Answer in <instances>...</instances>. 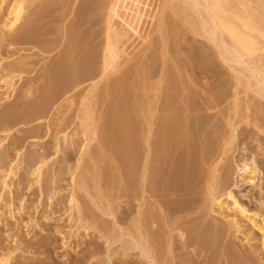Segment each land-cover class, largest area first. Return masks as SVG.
<instances>
[{"label": "bare ground", "instance_id": "obj_1", "mask_svg": "<svg viewBox=\"0 0 264 264\" xmlns=\"http://www.w3.org/2000/svg\"><path fill=\"white\" fill-rule=\"evenodd\" d=\"M55 1H63V0H0V14H1L0 16H2V19H0L1 21L0 22V108L4 112V115L0 116V132L4 133V136L0 139V146L2 145L1 142H3V140L7 138V136L9 135L10 131H12L14 125H16L18 122L27 124L35 120L40 121V119H42L47 114L48 108L52 106L54 101L55 100L57 101V98L65 95V98L63 99L65 102L59 103L60 104L58 105L59 108L57 109L58 107L57 106L54 109L55 116L54 117L52 116L50 118L48 122V126H46L47 127L46 130L50 131V134L49 132L48 134H49V139L52 140V146L56 147V151H55L56 153L58 152V150L59 151L61 150L60 145L64 143L62 153L65 157L64 159L61 158L64 161L63 162L64 166H60V167L57 166L59 167V170L57 171L58 175H55L57 181H59L60 177L63 180L65 178L64 175L67 173L70 176L71 180L73 179L75 180L74 168L76 169L79 167V164L81 165L84 163L81 161L84 157L83 156L84 154H88V156H90L94 162L90 164L91 165L93 164L92 166L93 167L95 166V168L89 167L88 162L87 161L85 162L87 163L88 170L91 168L89 172H91L92 168L96 169L95 172L99 174L98 176L100 177L102 176L103 178L102 177L101 178L103 180L105 178V180L108 181V183L106 184H109V181H111L112 178H115V176H113V174L110 173L111 170L114 168L111 169V167H113L112 165L113 163L111 164L112 166L111 165L108 166L107 163L108 158H110L112 162L114 163L116 162V164H114V167L116 168L118 174L121 175L118 177L119 179L123 180L125 174H126L125 177H127L128 174L127 172L129 170L131 171L130 172L131 175L137 176V174L135 173H139L140 166L137 164L141 162L140 159L143 158L142 152L144 150L146 151V149L148 151L151 150L152 152V155H150L151 157L150 161L148 159V162L150 163L152 162V164H150L151 166L148 164V166L151 167L148 170L152 169L150 171L152 172V174H150L148 171L149 173L148 175H151L152 177L150 179L151 180L150 190L152 191L151 194H154L155 192L154 194L155 212L152 208L151 210H148V208L146 207L147 210L145 214L143 213V215L141 216L137 213L139 216L136 218L134 217L133 224L131 225L129 224L126 228H124V231L127 234L135 235L137 237L138 242L135 245L133 244L132 247H128V245L122 243L121 246L119 247V249L122 250L121 253L122 258L123 257L126 258L128 256L127 250L133 248H141L140 254L143 256L142 247H139V245H141L147 247L151 251L152 256H154L155 263L166 264L164 259L162 258V255L165 252L166 253L171 252L172 247L175 245L174 244L175 241L177 240L181 241L179 243H182L181 247L185 249L186 244L184 238H185V234L187 233V231L185 233V230L187 229V227H189L188 225H190L189 224L190 221L185 222L186 220L182 221L183 219L181 220V218H183L184 216V219H188V220L190 219L188 218L189 217L188 215L193 214L192 210L195 207L194 205L197 202H199V198H200L201 199L200 205L195 207V208L198 207L197 213L199 215L198 214L197 215L202 217L203 220L206 219L207 217H210V219L212 220L211 223H213L212 225H214L213 228L214 227L216 228L214 229L216 230L215 233L219 230L218 228L221 226L222 228L220 229L222 231L220 232H222V236H226L230 228L233 227L235 231L242 232L244 238L246 239V242L254 241V240L259 242V244L256 243L258 245L251 243L250 253L256 258L259 264H264V208L262 209H255L253 207L250 208V205L248 207L237 197V195L229 188L228 186L229 184L227 183V180L225 178L226 177L225 175H227L228 171L226 173L219 172L220 170L223 171V162L221 161L222 164L218 166L220 159L218 161L216 160L221 151L220 150L219 152L217 151L218 155L214 156L216 154L215 152L216 150L214 149L216 145L214 147L209 142L210 140L208 142L207 140L206 142H203V140H205L204 138H206L205 136L207 135L206 134L207 131L203 132L202 129L203 128L205 129V126L207 124L206 122L208 119H210L204 112L206 110L205 107V105H207L206 103H210L208 102L209 100L205 103V100H203L204 97L202 98V96L204 95L201 96L200 89H197L200 90L199 91L200 93L194 90L196 94H193L194 92L192 93L190 92L192 94L190 96V94L188 93L189 90L186 88V92L185 90L184 92L188 93L189 96L186 94L181 95V91L176 86L178 84H173L172 80L167 82L166 80L163 79L165 82L163 86H161V82H155V85H153V83L150 82L153 77L152 76L153 74L151 75L150 73H152V71H156V69L154 68H153L154 70H150L151 72L149 74L144 73V71L146 70L140 71L139 69H134V71H132V74H134L133 75L134 79L131 81L129 80V78H131L130 77L131 73H129L127 69L129 66L126 65L127 68L126 67L125 68L127 70L121 69L122 71L121 70L118 71L117 68H115V67H119L116 66L115 63H117L116 61L118 60V58H120L121 55H123L121 53H123L128 46H131L134 43L133 42L134 40L139 39V38L136 39V37L140 36L141 38L140 34L142 32V24H144L146 17L148 16L147 15V13L149 12L148 9L153 8L151 7L152 6L151 1L133 0L134 6L132 7L131 10L132 13L129 14L125 9H123L124 7L123 5L126 2V0H86V5L78 8V9L83 8L82 11L84 12L86 18L83 16L81 17L80 15L77 18V13H76L77 10L76 11L72 10V5H71L72 3L71 1H69L65 5V8L61 11L60 17L54 18L56 16L53 15V12H55L54 10L57 8H53L52 6L54 5ZM188 1H190L189 6L197 14L199 21V27L197 30L194 31V34L207 40V42L213 43L212 45H214L215 48L213 49V51L215 50L222 60L230 61L239 66L244 65L246 69H249L250 71L249 77L254 79L255 84L249 83L247 89L252 90L253 92H255V94H257L261 98H264V63L260 62L261 56H264L262 55L264 53L259 54V52L257 51L258 47H259L258 49L264 50V48H262V46L264 45L260 47L259 46L260 43L259 41L257 42L255 37L256 33H258L260 37L264 38V30H261L255 25L252 27L248 25H244V26L238 25L237 22L234 21L235 15L232 16L233 15L232 13L231 14L228 13L229 8L226 5H224L223 3L224 0H188ZM55 5L56 6L59 5V7L60 5L62 6V4H55ZM234 8L235 7H232V9ZM60 9L61 8H58V10ZM71 11L76 13L74 15H76V18L78 20L75 23H73L74 21H71L72 23L71 24L69 23L68 26L67 24L68 21L66 22V19L71 14ZM154 12L155 9L152 11V14L150 13L151 15L148 17L152 19L154 16L153 14H155ZM137 13H139V15L141 14L140 15L141 17L138 16ZM137 16L139 18L136 21ZM236 19H238L237 16ZM238 20L241 22L240 19ZM165 21L166 20L158 18L157 30L161 34L165 33V26L167 25V24L165 25ZM98 24H102L104 27L102 38H98V36L100 35L98 31L95 32L96 30L94 31V29H91L93 26ZM125 26L127 27L125 28ZM84 27H86V29H84ZM124 29H126V31H124ZM253 32L255 33L253 34ZM178 34H179L178 40H180V42L185 44L188 40L187 33L185 31H180ZM225 36L228 37V41L225 39ZM128 37H130L129 40H127ZM125 39L127 41H125ZM168 42L170 43V40ZM2 43L4 44L6 43L7 47H11L16 44L26 43L28 47H20V48L17 47L16 49H14L13 47L12 48L13 50L11 49L12 51L11 50L4 51L5 54L3 56L2 55L3 53H1L3 52L1 51L3 45ZM254 45H255V50H254L255 52L252 51ZM21 48L28 51L33 48H36L38 53L50 54L51 52H55L57 54V57H55L54 59L49 58L48 60L49 62L51 60L52 61L49 63V67L46 66V68H48L47 78L45 77L46 73L45 75H43L45 77V78L43 77L44 80L46 81L47 79V83L45 82L47 85H44L46 87H44L42 83L41 86L40 84L36 83V81L41 77L38 76L37 78V76H32V77L27 76L28 74L32 73L34 70L37 69L36 64H38V62L41 59L42 60L44 59L45 57L43 56L44 54L41 55V57L39 56L40 58L38 60L35 59L37 57L36 56L37 54L35 53L37 52L34 53L26 52L24 54L22 53V55L21 54L17 55V53ZM133 50L134 48L132 49V51ZM31 57L34 59V61H32L33 59L30 60ZM46 65H48V62L46 63ZM179 69L181 68L179 67ZM169 73L168 74L165 73V75L166 74L169 75ZM172 73L174 74V72ZM217 73L220 72L218 71ZM221 74L223 73L221 72ZM219 75L220 74H218L217 76ZM111 76L112 78L109 80L108 78ZM88 79L91 80L92 85L87 90L85 89L86 91L83 94V96L80 98V104L78 105L77 112L75 114V118L79 122V128L78 129L76 128L77 130L74 131L70 136H68V132L66 133V131L64 132V130L67 129L71 124V114L73 112V108L76 102L74 96H66V95L72 94L75 96H80V94H82V92L84 91L81 88V86H83L81 83H85L86 80L90 81ZM200 79L201 78H199V80ZM168 80H170V78ZM101 82L105 83L104 89L107 97L110 98L111 96H113V98L111 97L113 103L111 104V106L112 105L113 106L111 107L110 104L107 103L105 108L106 111L104 110L105 112L102 114V118L100 120L101 127H99V129L101 128V130L99 131L97 130V132L102 133L101 134L102 141L100 140L101 142L99 144L98 142H96L97 145L94 142L95 145L94 149H96L97 146V150L93 153V151L91 152L90 148L93 146L94 139L95 138L97 139V137H95V134L97 133L96 132L97 127H94L95 122L92 118L96 107L95 105H97L98 103L96 104L95 101L92 103L91 100L93 97L92 95L93 90ZM183 83H185V81ZM192 83L190 85L194 84ZM197 84L198 83H196V88H197ZM42 86L43 88H41ZM79 86L81 89L79 88ZM45 88L46 91H44ZM34 91L36 92L35 94L33 93ZM191 91H193V88L191 89ZM31 96L32 98L30 99ZM13 97L19 98V102L16 98V101L18 102L16 103V105H14L15 103L10 102L11 98ZM35 100L38 101V104L43 103V105L39 108V110L37 108L36 110L34 109L32 110L31 108L33 106L29 108V106L33 104V101ZM152 101H155V108L152 107L151 109H153V111H151V113H148V115L147 114L145 115V113H143V111H145L143 110L145 108V102H152ZM18 107H20L19 110ZM15 109L17 111H15ZM30 109L31 111L28 112ZM13 111H15V113H19V115L15 114L16 117H14L15 115L13 114L10 115L9 113ZM153 114L155 115V131L152 130L150 131L151 128H148L149 131L147 132V135L145 134V139H144L143 129L145 128L143 127V125L146 123L145 124L146 127L154 126L151 125V123L153 122L151 123L149 122V119L152 117ZM143 115H145L144 118L146 117V119H143L144 121L142 125ZM246 124H248L247 121ZM240 125L241 124H239L238 126L240 127ZM35 126L36 127L33 133L30 134V136L32 137V135L34 134L33 135L34 137L35 136L40 137L39 131H41V125L39 124ZM236 127L237 126H232L230 128L231 136L227 138V140L228 139L229 140L228 141L226 140L225 146L229 144L231 137H232L231 139H234L235 136L234 130L236 129ZM26 131L29 132L27 129ZM26 131L23 130V132H25L24 134L22 131L20 132L23 135L19 137L17 141L14 140L13 142L10 141L14 144L13 146L5 147L7 148L5 150V155L4 152L3 155L0 154L1 155L0 173L3 174L2 175L3 179L1 180V188L3 189V191L0 192V203H2V201L4 200L3 198L4 189L9 186L7 183L8 182L7 179H11L15 177L17 171L20 169V164H22L19 161L22 157L18 156L20 159L16 158L15 161L13 157L10 156L8 157L9 151L7 150L10 149L12 151L14 150L16 151L17 154V150L19 149L17 148L16 150V146H18L19 144L21 145L22 139H23L22 142H24V139L30 137L26 134L27 133ZM61 132L64 133H62V135L58 137V135ZM208 133H210L209 130ZM225 135L226 134H223L222 137L225 138L226 137ZM15 137H17V135ZM15 137L13 138L16 140ZM141 138L145 140L144 142L146 143L149 142L146 144L147 146L143 145L146 148L142 147L141 149V145L145 144L143 142L141 143ZM58 139L60 140L58 141ZM212 139L213 137H211V140ZM218 139L216 138V140ZM225 139H223V141ZM214 140L215 139H213V141ZM69 141H70L69 143L70 145L68 144ZM97 141H99V139H97ZM46 142H48V139L46 140ZM40 144H42V142H40ZM214 144H216V142ZM70 147H72L71 148L72 151L74 150V152H79V156L77 155L76 162H74L73 164H70V160L72 157L71 155L72 153L69 152ZM219 148H217V150ZM257 148H259L262 151V153H264V147H261V145L258 143H257ZM230 149L231 147L229 148V151ZM26 150L32 152L30 153L29 151H27L29 152L28 155L24 151L25 154L30 157H28V159L25 161L24 159L22 160L23 162L22 165L32 175L30 182L29 183L27 182V184L29 187H31L34 184L36 186L40 185L39 183L41 181V178L43 177L42 176L44 170L43 168L47 163H49L47 161L49 160V155L46 151L42 153L38 152L39 153L38 154L31 149L27 148ZM140 154H142V156ZM139 155L141 156L140 159L137 158ZM1 157H3V159H1ZM90 157L88 160H90ZM4 158H10V159H7V161H3ZM133 158L135 160L137 158V160L140 161H138L137 163L133 161L134 160ZM1 160L3 163L5 162V164H3ZM3 167L4 169H2ZM217 167H219L220 170H218V172L216 173ZM81 168H82L81 169L82 172L79 173V177H81V179L85 178L86 180V178L89 177V174L91 175V173H88V170L86 168L85 170H87L86 172L88 173V176L86 177L87 173L83 170L84 167L81 166ZM236 168H237V173L241 172L242 174H244L242 175V179H241L243 180L244 183H247L249 185L251 184V186L255 188L259 187V181L261 179L260 170L256 166V163L252 157L247 161L242 160L239 165H236ZM126 169L128 170L127 172H125ZM136 169H138L137 172ZM144 169H147V167L143 168V170ZM122 171L124 173V176ZM112 172L114 173V175L115 174L117 175L115 171L112 170ZM141 172L143 171H141L140 169L139 174H141ZM143 173L141 175H145ZM110 174H112V178ZM92 175L95 176L97 174L94 173ZM139 176L140 175H138L137 177ZM145 177H147V175ZM101 178L99 179L98 177L97 179L101 180ZM128 178L129 180L125 178L128 181V183H125L124 185L130 184L129 183L130 180L132 182V179L134 178L136 179V177L131 178L130 174ZM147 178L149 180L150 177L148 176ZM147 178H145L146 181L144 178L142 179L143 181H145L144 183L147 182ZM125 179L123 180V182L125 181ZM135 179L133 181H135ZM137 179L138 181H136L135 184L134 183L130 184V188L133 190L136 189L137 191H140V193H142L140 188L142 187V185L140 184L141 186L140 187L138 186L139 185L138 182L140 180L139 178ZM105 180L104 182H107ZM122 180L121 181L119 180V182H122ZM114 182H116V180ZM133 184L136 185V187L138 186L139 189L133 187ZM147 184L149 185L150 181L149 183L147 182ZM111 185H114V183L109 185L110 187L114 188V186ZM143 186L145 187V184H143ZM57 189H59L57 192L55 190H54L55 192L53 191L54 192L53 196H55L54 194H58V192L63 190L60 187H58ZM111 189H109V191H111ZM146 189L148 190V188ZM145 190L143 189V191ZM137 191H132V192L138 193ZM201 192H204L203 195ZM113 193L114 192L112 190V192L110 194L108 193V195L106 196L107 197L109 196L110 199L112 200L114 199V197L111 198V196H113L112 195ZM148 193L150 194V192ZM75 197L76 196L74 195V193L68 195V204L64 205V212L67 213V218L71 220V222L72 221L75 222L74 220L75 218L73 217L75 209H77L78 214L81 213L80 206L78 204V201L76 200L77 197L76 198ZM109 197L108 200H110ZM21 201H22L21 199L18 201L17 213H19L20 210H23L24 208L23 205L21 204L22 203ZM139 201L140 200H138V202ZM191 206L194 207L190 209ZM112 210L114 212H117L118 208L113 207ZM8 213L10 217L15 216V214L17 215V213H14L11 210H9ZM1 214L2 213L0 212V221L2 219ZM214 215L219 216L222 220H224L223 221L224 224L221 223L216 224ZM194 218H192L193 220L191 219V222L194 221ZM86 221L87 222L90 221L91 225L93 224L95 229L101 232L102 237H104L106 240L107 246H109V244L112 241H120V238L122 237L121 236L122 232H118L116 226L114 227L113 225V228H111L108 226L109 224L108 225L105 224L104 221H96L93 216L90 219H86ZM196 223L194 222V224ZM206 223H208L205 224V226H207L206 233H208V230L211 229V227L208 229L210 222L206 221ZM209 232L211 233L208 234H212L213 236L214 232L212 233V230H209ZM255 232L258 233L259 235L257 236ZM198 234L199 236L197 235L196 237L197 239L199 237L197 244L204 243V242H199L200 238L202 240V237H200L201 233ZM204 234L203 237L208 236V234L205 235ZM209 237L211 236L209 235ZM205 239H209V238H203V240ZM1 240L2 239L0 237V243ZM16 242H19V240L17 241V238L15 240V243ZM20 244H22V242ZM1 245H0V249H1ZM236 245L238 246V244ZM10 248H12V250L6 248V250L2 249L0 251V264H21L22 260H20V257L16 254L15 252L16 248L15 249H13V247ZM96 249L95 250L93 249L91 254L89 253L90 260H92L94 257L96 259V254L98 251V250L96 251ZM229 250L230 249H228L229 255L230 257H232L233 253ZM246 254L248 255V253ZM249 257L250 256L245 258L246 260L242 261L241 263L252 264V261ZM31 261L33 264H42L40 260L33 259ZM24 262L27 263L26 260H24ZM100 264H102V262H100Z\"/></svg>", "mask_w": 264, "mask_h": 264}, {"label": "rangeland", "instance_id": "obj_2", "mask_svg": "<svg viewBox=\"0 0 264 264\" xmlns=\"http://www.w3.org/2000/svg\"><path fill=\"white\" fill-rule=\"evenodd\" d=\"M69 1H71V3H72L71 4L72 10L73 11L77 10L76 11L77 18L79 17V15L81 17L83 16L86 18L84 12L82 11L83 8L78 9L81 6L83 7L86 5V0L55 1L54 5L55 4H62L63 7L61 5H60V7H59V5H57L58 7L56 5L52 6L53 8H57L54 10L57 14L55 12H53V15L56 16L54 18L60 17L61 11L65 8V5ZM150 1H151V5H152L151 7H153V8L150 7L151 9H148L149 12L147 13V15L150 16L152 14V11L155 9V12H154L155 14H153L154 15L153 18L151 19L148 16L146 17L144 24H142V32L140 34L141 38H140V36L136 37V39H138V38L139 39L134 40L133 41L134 43L131 46L127 47V49L125 50L126 52L124 50H123L124 52L122 51L123 53H121V54H123V55H121V57H120L121 59L118 58V60L116 61L117 63H115V65L119 66V67H115V68H117L118 71L121 69L122 70L128 69L129 73H131V76H130L131 78H129L130 81L134 79L133 78L134 74H132V71H134V69H139L140 71L146 70V71H144L145 74H149L151 72L150 70L156 69V71H152V73H150L151 75L153 74L152 75L153 77H152V79L150 78L151 81L150 80L149 81L151 83H153V85H155V82H161V86H163L165 83L164 80H166L167 82L172 80L173 84H178L176 86L181 91V95L186 94L189 96V94H190V96H191L192 92H194L193 94H196L195 91L198 93L201 92L200 93L201 96L204 95V96H202V98L204 97L203 100H205V103L208 100H209L208 102H210V103H206L207 105L204 104L206 107V110L204 112L208 116V118H210V119L207 120V122H206L207 124L205 126V129L204 128L202 129L203 132L207 131V133H206L207 135L205 136L206 138H204L205 140H203V142H206V140L208 142L210 140L209 142L214 147L216 145V147L214 148L216 150L215 151L216 154L214 156L218 155L219 150L221 151L216 161H218L220 159L218 166L220 164H222V162H223V171H221L219 169V167H217L216 173L218 172V170H220L219 172H222V173H226L228 171L227 175H225L226 176L225 178L227 180V183L229 184L228 185L229 188L237 195V197L243 203H245L248 207L250 205V208H252V207L255 209L264 208V153H262V151L259 148H257V143L260 144L261 147H264V98H261L260 96L255 94V92H253L252 90L247 89V86L249 83L255 84L254 79L249 77V73H250L249 69H246V67L244 65L239 66V65L232 63L230 61L222 60L219 57V55L217 54V52L215 50L213 51V49H215L214 45H212L213 43L207 42V40H205L202 37L194 34V31L197 30L199 27V21H198L197 14L189 6L190 1H188V0H150ZM153 1H155V2H153ZM75 3L77 4V6ZM223 3H224V5H226L229 8L228 13H230V14L232 13L233 14L232 16L235 15L234 21L237 22L238 25H241V26L242 25L243 26L248 25L251 27L255 25L258 28H260L261 30H264V0H224ZM232 3H233V5H232ZM123 6H124L123 9H125L127 11V13H129V14L132 13L131 10H132V7L134 6L133 0H126V2L124 3ZM232 7H235V8L232 9ZM58 8H61V9L58 10ZM75 8H77V9H75ZM78 10H81L82 13H81V11H78ZM73 11H71V14L66 19V22L68 21V23H67L68 26H69V23L70 24L72 23L71 21H74L73 23H75L78 20L76 18V15H74L76 13H74ZM137 15L140 16L141 14L139 15V13H137ZM138 16L136 18V21L139 18ZM236 16L238 19L241 20V22L238 19H236ZM158 18L166 20L165 25L166 24L167 25L165 26V33L164 34H161L157 30ZM0 19H2V16H0ZM257 23H258V25H257ZM126 27L127 26H125V28ZM84 29H86V27H84ZM91 29H94V31L96 30L95 32L98 31V33L100 34L98 36V38H102L103 29H104L102 24L95 25ZM145 30L146 31L148 30V31L146 32ZM124 31H126V29H124ZM180 31H185L187 33L188 40L185 44L180 42V40H178V35H179L178 33ZM254 33L255 32H253V34ZM255 37H256L257 42L259 41L260 47L262 45H264V38L260 37L258 35V33H256ZM129 39H130V37L127 38V40H129ZM225 39L228 41V37L225 36ZM127 40L125 39V41H127ZM169 40H170V43L168 42ZM168 43H169V46H168ZM2 44L3 45H2L1 51H3V52H1V53H3L2 54L3 56L5 54L4 51H6V50L10 51L13 47H14V49H16L17 47L18 48L28 47V45H26V43L16 44V45H13L11 47H7L6 43L5 44L2 43ZM133 48H134V50L132 51ZM258 48H257V51L259 52V54L264 53V50L258 49ZM262 48H264V46H262ZM3 49H5V50H3ZM21 49L19 50L17 55L18 54L22 55V53L24 54L26 52L27 53L37 52L36 48H33L29 51L22 49L23 52ZM254 50H255V45L253 46L252 51L255 52ZM35 54H37L36 55L37 57L35 59L38 60L41 57V55H43L44 53H38L37 52ZM262 55H264V54H262ZM43 56H45L44 59L43 60L41 59L38 62V64H36L37 69L34 70L32 73L27 75L30 77H32V76H37V78H38V76L41 77L36 81V83L40 84V86H41V83L43 84V86L47 85L46 84L47 79H46V81L44 80L45 77L47 78V74H48V68H46V66L49 67V63L52 61L51 60L49 62L48 61L49 58L54 59L55 57H57V54L55 52H51L50 54H44ZM33 58H34V56H33ZM33 58L31 57L30 60ZM125 60H127V61H125ZM32 61H34V59ZM43 61H44V63H43ZM47 62H48V65H46ZM260 62L264 63V56H261ZM212 63H214V64H212ZM126 65L129 67L127 68ZM179 67L181 69H179ZM44 69L46 70V72ZM198 69H200V70H198ZM216 69H218V70H216ZM182 70H184V71H182ZM41 71H42V73H41ZM164 71L167 74L169 72H171V73H169V75H171V76L166 74L167 75V77H166ZM216 71L217 72L219 71L220 73H217ZM172 72H174V74ZM221 72L223 74H221ZM45 73H46V75H45ZM41 74H42V76H41ZM218 74H220L221 76L220 75H219L220 77L217 76ZM43 75H45V77ZM111 78H112V76L109 77L108 79L110 80ZM169 78H170V80H168ZM199 78H201V79L199 80ZM88 80H90V79H88ZM187 80H189V81H187ZM184 81H185V83H183ZM191 83L193 85H190ZM196 83L199 84V85L197 84V88H196ZM81 84L83 85V86H81V88L84 91L82 92V94H80V96H75L72 94L66 95V96H74L75 102H76L74 105V108L72 106L73 112L71 114V124L69 125V127L67 129L64 130V132L65 131H66V133L68 132V136H70L74 131H76L79 128V122L75 118V114L77 112L78 105L80 104V98L83 96L85 91L88 88H90L92 85L91 80L90 81L86 80L85 83H81ZM188 85L191 87H189ZM43 86L41 88H43ZM104 86H105V83L101 82L96 86V88L92 92V95H93L92 100H91L92 103L94 101L96 102V104L98 103L97 105H95L96 107H95V111L93 113V118H92L95 122L94 127H97L96 132H97V130L98 131L101 130V128L99 129V127H101L100 126L101 125L100 120L102 118V114L106 111L105 108H106L107 103H109L110 106H111V104H113L112 100H111V97L113 98V96H111L110 98L107 97V95L105 93ZM198 86H199V88H198ZM214 86H215V88H214ZM44 87H46V86H44ZM79 88H80V86H79ZM186 88L189 90L188 91L189 94L185 93ZM192 88H193V91H191ZM197 89H200L201 91L197 90ZM184 90H185V92H184ZM213 90H214V92H213ZM44 91H46V88ZM33 93L35 94L36 92L34 91ZM253 96H254V98H253ZM13 98H11L10 102L15 103L14 105H16V103L19 102V98H17V97H13ZM16 98H17L18 102L16 101ZM31 98H32V96L30 97V99ZM64 98H65V95L57 98V101L55 100L56 102L54 101L52 106L48 108L47 114L43 117L44 119L42 118V119H40V121L35 120V121H33L31 123H27V124H24L22 122H18L16 125H14L12 131H10L7 138H5L3 140V142H1L2 145L0 146V154L3 155V152H4V155H5V150L7 149L5 147L6 146H13V144H14V143H12L13 140L17 141L18 138L21 137L25 133V132H23V130L26 131V129H27L29 132L26 131L27 132L26 134L28 136H30V134L33 133V131L36 127L35 125L40 124L41 125V131H39L40 137H38V136L34 137L33 136L34 134H33L32 137L30 136L27 139H24V142H22L23 141V139H22L21 145L19 144L18 146H16V150H17V148L19 149V150H17L18 155L16 154V151H14V150L12 151L9 148L10 150H7V151H9V152L11 151V152L10 153L8 152V157L9 156L13 157V159H15V161H16V158L18 159L19 158L18 156H20L22 158L21 159L19 158L20 159L19 161L23 164L22 160L24 159V161H25L28 159V157H30V156H28L29 155L28 153L30 151L26 150L28 148V149L34 150L36 153H38V152L42 153V152L46 151L49 155V160H47L49 163H47L45 165V167L43 168L44 169L43 173H42L43 177L41 178V181L39 183L40 185L36 186L34 184L31 187L28 186L27 182L28 183L30 182L32 175L30 174V172L28 170L25 169V167L22 164H20V169L17 171V174H16L17 177L19 176L18 179L16 176L11 178V179H7V181H8L7 183L9 186L4 189V193H3L4 200L2 201V203H0V212L4 215L3 216L1 214L2 219L0 221V237L2 239L1 243H0V245L2 244L0 251L2 249L6 250V248H8L9 250H12V248H10V247H13V249H15V248L17 249L20 247L17 250L15 249V252L20 257V260H22L21 264H29V263L31 264L32 263L31 260H33V259L40 260L42 264H49V263H51V264H100V262H102V264H127V263L128 264H157V263H155V259H154V256H152L151 251L145 246L139 245V247H142L143 256L140 254L141 248H133V249L127 250L128 256L126 258L121 257L122 250L119 249V247L121 246L122 243L128 245V247H132L133 244L135 245L138 242L137 237L135 235H129L124 231V228H126L129 224L130 225L133 224L134 217L136 218L139 215L142 216L143 213L145 214L147 208H148V210H151V208H152L155 212V195H154L155 192H154V194H151L152 191L150 190L151 189V180L150 179L152 177H151V175H148L149 173L152 174V172H150L152 169L148 170L151 168L150 164H152V162L151 163L148 162V159L150 161V158H151L150 155H152L151 150L148 151L146 149V151L145 150L143 152L140 151L143 154V158L140 159L142 154H140L141 156L139 155L137 157L141 160V162H139V163H138V161H140V160H137V158L135 160L133 158L134 159L133 161L137 162L138 163L137 165L140 166L141 171L145 172L147 170L145 173L141 172V174L143 173L145 175H141V174H139L140 169L138 166L139 173H135V174H137V176L140 175L141 178H140V176L137 177V176L131 175V173H130L131 171L130 170L128 171L127 169H126V171L123 170L125 172L128 171L127 177H125L126 174L124 176V173L122 171L123 176H124V178L122 176L123 180L125 178H127V180H129V178H128L129 174H130L131 178L132 177H136V179L139 178V180L141 182L143 181L142 180L143 178L145 179L148 176L150 177L149 180L147 178V182L149 183V181H150V184H149L150 186L147 184V182L144 183L146 181V179L142 183L140 181L138 182L139 185L138 184L137 185L139 187L142 185V187H140L142 193H140V191H137L135 189V188L139 189L138 186L136 187V185H134L135 182L138 181V179L136 180L134 178L135 181H133L134 179H132V182H131V180L129 181L130 184L134 183L133 187H135L134 188L135 190L130 188V184L124 185L125 183H128V181L125 179L126 182L125 181L123 182L122 179L118 178L121 175L118 174L116 168L114 167V164H116V162L115 163L112 162L110 158H108L107 163H108V166H110L113 163L112 164L113 167H111V169L114 168L112 170L115 171L117 173V175L116 174L114 175L112 170L110 173H112L116 179L112 178V174H110V175H111V178L113 180L114 179L116 180V182H114L115 180L113 181L111 179V181H109V184H106V183H108V181L105 180V178H104V180L107 181V182H104V180L102 179L103 177L101 176L102 177L101 178L100 176H98L99 174L97 172H95L96 169H93V168H95V166L93 167L92 166L93 164L92 165L90 164L93 162V160L90 156H88V154H84L83 155L84 157L81 160L82 162H84L83 164H85L86 166L83 164H81V165L79 164L78 168H76V169L74 168L75 180L74 179L71 180L70 176L67 173L64 175L65 178L63 180L60 177L59 181H57V178L55 175H58L57 171L59 170V167L64 166L63 159L65 156L62 153L64 143L60 145L61 150L60 151L58 150V152L56 153L55 152L56 147L52 146V140L49 139L50 131L46 130V128H47L46 126H48V122H49L50 118L52 116L53 117L55 116L54 109L58 105H60L59 103L65 102L63 100ZM205 98H207V99H205ZM110 101H111V103H110ZM113 101H114V99H113ZM211 102H212V104H211ZM34 103H35V105H34ZM42 105H43V103L38 104V101L35 100V101H33V104H31L29 106V108H31V106H33L31 108L32 110L33 109L36 110V108L39 110V108ZM98 106H99V108H98ZM149 107H150V110H149ZM152 107L155 108V101L145 102V108L143 109L145 111H143V113H145V115L146 114L148 115V113H151V111H153V109H151ZM19 108L20 107H18V110H19ZM58 108H59V106L57 107V109ZM16 109H15V111H17ZM31 109L28 112H30ZM57 109H56V111H57ZM15 111L10 112L9 114L10 115H12V114L13 115H15V114L19 115V113H15ZM0 112H1L0 116H3L4 112L1 108H0ZM145 115L142 116V125H143V121H144L143 119H146V117L144 118ZM243 115H245V116H243ZM14 117H16V115ZM147 117H149V116H147ZM151 118H150L151 121L149 119V122L150 123L153 122V123H151V125H154V126H152V127L147 126L146 127V125H145L146 123L144 122L145 123L143 125V127L145 128V129H143L144 139H145V134L147 135V132L149 131L148 128H151L150 131L151 130L155 131V115L153 114ZM246 121L248 122V124H246ZM94 122H93V124H94ZM218 122H219V124H218ZM239 124H241L240 127L238 126ZM231 125L237 126L236 129L234 130L235 136H234V139H231L232 138L231 137L229 144H227L225 146L227 138L229 136H231V131H230V128L232 127ZM219 126H220V128H219ZM20 128H21V131L23 132V134L20 133L21 132ZM146 129H148V130H146ZM18 130H19V133H18ZM208 130L210 131V133H208ZM45 132H46V134H45ZM48 132H49V134H48ZM64 132H61L58 135V137H60L62 135V133H64ZM213 133H214V135H213ZM101 134L102 133H99V132H97L95 134V137H97V139H99V141H97V139L95 138L93 141V146H92L93 148L90 146L91 152L93 151V153L97 150V146H96V149H94V147H95L94 142H95V144H96V142H98V144H99L102 141V135ZM209 134H211V135H209ZM223 134H226L225 135L226 139L224 137H222ZM16 135H17V137H15ZM3 136H4V133L0 132V139ZM208 136H210V137H208ZM13 137H15L16 140ZM211 137H213V139H215V140L214 141H213V139L211 140ZM214 137H216L217 139L219 138V139L216 140V138H214ZM74 138H75V136H74ZM47 139H48V142H46ZM144 139L141 138V143L142 142L145 143V144L141 145V149H142V147L147 146L146 144L149 143V142H147V143L144 142L145 141ZM223 139H225V140L223 141ZM59 140L60 139H58V141ZM10 141H12V142H10ZM212 141L214 143L216 142V144H214ZM218 141H220V142H218ZM40 142H42V144H40ZM221 142H222V144H221ZM6 143H8V144H6ZM69 143H70V141L68 142V144ZM230 147H231V149L229 151ZM47 148H48V150H47ZM71 148L72 147H70V150L72 151ZM144 148H146V147H144ZM217 148H219V149L217 150ZM58 149H59V147H58ZM1 150H2V153H1ZM70 150H69V152L72 153L70 164H73L74 162H76L77 155L79 156V152H74V150L71 152ZM24 151L28 155H26ZM27 151H29V152H27ZM30 153H32V152H30ZM14 154H16V155H14ZM225 156H227V157H225ZM89 157H90L91 162H90V160H88ZM248 157H249V159L251 157L254 159L256 166L260 170L261 179L259 181V187L258 188L252 187L251 184L249 185L247 183H244L243 180H241L242 175H244V174H242L241 172L237 173L236 165H239L242 160H246V161L249 160ZM61 158H63V159H61ZM1 159H3V157H1ZM7 159H10V158H4L3 161H7ZM86 161L88 162L89 167H93L92 170L94 171L95 174H97V175H95L97 177L92 175V174H94L92 170H91V172H89L91 168L88 170L87 163H85ZM109 161H111V162H109ZM1 162H2V160H1ZM82 162H80V163H82ZM3 164H5V162ZM140 164H142V165H140ZM148 164L150 166H148ZM57 166H59V167H57ZM81 166L84 167L83 170L85 172L88 170V173H91V175L89 174V177H87L88 173L86 172L87 175L85 173V175L87 177L86 180H85V178L84 179L82 178L83 179L82 180L81 177H79V173L82 172ZM47 167H49V168H47ZM146 167H147V169H144L145 170L144 171L143 168H146ZM86 168H87V170H85ZM226 168H227V170H226ZM2 169H4V167ZM109 169H110V167H109ZM138 169H136V172ZM224 169H225V171H224ZM148 171H149V173H148ZM2 175L3 174L0 173V192L3 191V189L1 188V180L3 179ZM146 175H147V177H145ZM142 176H143V178H142ZM227 176H228V178H227ZM98 177H99V179L101 178L102 181L97 179ZM119 180L120 181L122 180L123 183L119 182ZM110 182H112V183H110ZM55 183H56V185H55ZM113 183H114V185H111V186H114V188L109 186L110 184H113ZM143 184H145V187L148 188L149 191L143 186ZM126 186L129 187L130 189L127 188ZM56 187L57 188L60 187L63 190L58 192V194H54L55 196H53V193L55 191L57 192L59 190ZM109 189H111V191H109ZM143 189L144 190L146 189V190L143 191ZM98 190H100V191H98ZM112 190L114 193L112 194L113 196H111V198L114 197V199L111 200L110 197L108 196L110 199V200H108V197L106 195H108V193L110 194L112 192ZM129 190L131 192L137 191L138 193L134 192L135 194H137V195H135L133 192L131 193ZM101 192H102V194H101ZM148 192H150V194ZM71 193H74V195L77 197L76 200L78 201V204L80 206V212H81L78 214L77 209L74 210L75 216L73 215V217L75 218L74 219L75 222H73V221L71 222V220H69L67 218V213L64 212V205L68 204V195H70ZM130 193L132 194V196ZM201 193L203 195L204 192H201ZM153 195H154V197H153ZM260 195H261V197H260ZM150 196H151V198H150ZM128 197H129V199H128ZM20 199L22 200L21 204L23 205L24 208H23V210H20L19 213H17L18 212V210H17L18 201ZM138 200H140V201L138 202ZM200 203H201V199L199 198V202H197L194 206L196 207V206L200 205ZM139 205H140V208H139ZM194 206H191L190 209H192ZM113 207L118 208V211L114 212L112 210ZM195 207L192 210L193 214L188 215L189 216L188 218H190L189 220L184 219V216H183V218H181V220L183 219L182 221H185V220H186L185 222L190 221V223H189L190 225H188L189 227H187V229L185 230V233L187 231V233L185 234V238H184L185 244H186L185 249H183L181 247L182 243H179L181 241H179V240L175 241V243H174L175 245L174 244H173L174 246L172 245L173 247L171 249V252L170 253L165 252L162 255V258L164 259L166 264H211V263H213V264H242L241 262L246 260L245 258H247L248 256H250L249 258L251 259L252 264H259L258 261L256 260V258L250 253L251 243L258 245L259 242H257L256 240L246 242V239L244 238V235L242 234V232L235 231V229L233 227L230 228V230L226 236H222V232H220V231H222L220 229L222 227L220 226L218 228L219 230L217 229L219 231V232L218 231L216 232L218 234L217 235L215 233L216 230H214L216 228L215 227L213 228L214 225H212L213 223H211L212 220L210 219V217H207L206 219L203 220L202 217L198 216L199 215L197 213L198 207L197 208H195ZM9 210L13 211L14 213H17V215L15 214V216L10 217L9 213H8ZM138 210H139V212H138ZM135 215H137V216H135ZM19 216H20V218H19ZM92 216L94 217V219L96 221H104L105 224H107V225L109 224L108 226L111 228H113V225H114V227L116 226V229L118 230V232H122V234H121L122 237L120 236L122 239L120 238V241H112L109 244V246H107L106 240L104 237H102L101 232H99L97 229H95L93 224L91 225L90 221L89 222L86 221V219H90ZM194 217H196V218H194ZM192 218H194L193 222H191ZM218 218H220V217L215 216L216 224H220V223L224 224V222H223L224 220H222L221 218L220 219H218ZM15 221H17V222H15ZM206 221L210 222L208 229L211 227V229H209V230H212V233L214 232L213 236H212V234H208V233H211V232H209V230H208V233H206L207 232V228H206L207 226H205V224H208V223H206ZM194 222L195 223L197 222V223L194 224ZM202 228H203V230H202ZM198 233H201L200 237H202V240L200 238L199 242H204V243L207 242L206 244H204V243H201V244L198 243L197 244L199 237H198V239L196 237H197V235L199 236ZM202 233L208 234V236L206 235L207 237H203ZM256 234H257V236L259 235L258 233H256ZM209 235L211 237H209ZM191 237H192V239H191ZM16 238H17V241L19 240V242L15 243ZM203 238H209V239L203 240ZM49 241H51V242H49ZM219 241H221V242H219ZM21 242H22V244H20ZM256 243H258V244H256ZM236 244H238L239 248ZM227 245H228V247H227ZM229 246L230 247L232 246V247L230 248ZM226 248H227V250H226ZM93 249L94 250L96 249V251L98 250L97 254H96V259L94 257L93 258L94 260L93 259L90 260L89 253L91 254ZM228 249H230L229 251H231L233 253L232 257L234 259L232 257H230ZM239 250L240 251L242 250V251L240 252ZM245 252L248 253V255ZM83 254H84V256H83ZM24 260H26L27 263L24 262Z\"/></svg>", "mask_w": 264, "mask_h": 264}]
</instances>
